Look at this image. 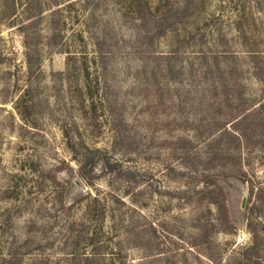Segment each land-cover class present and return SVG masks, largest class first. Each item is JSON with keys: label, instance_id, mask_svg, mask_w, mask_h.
Instances as JSON below:
<instances>
[{"label": "rangeland", "instance_id": "1", "mask_svg": "<svg viewBox=\"0 0 264 264\" xmlns=\"http://www.w3.org/2000/svg\"><path fill=\"white\" fill-rule=\"evenodd\" d=\"M0 264H264V0H0Z\"/></svg>", "mask_w": 264, "mask_h": 264}, {"label": "water", "instance_id": "2", "mask_svg": "<svg viewBox=\"0 0 264 264\" xmlns=\"http://www.w3.org/2000/svg\"><path fill=\"white\" fill-rule=\"evenodd\" d=\"M75 183L77 185H81L82 184L81 181L77 177L75 178ZM244 205H245V197L242 198L241 207H244Z\"/></svg>", "mask_w": 264, "mask_h": 264}]
</instances>
